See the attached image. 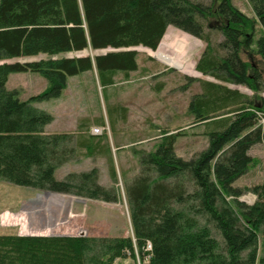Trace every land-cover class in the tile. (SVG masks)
<instances>
[{"label":"trees","instance_id":"trees-1","mask_svg":"<svg viewBox=\"0 0 264 264\" xmlns=\"http://www.w3.org/2000/svg\"><path fill=\"white\" fill-rule=\"evenodd\" d=\"M249 1L254 18L236 8L233 0H220L217 7L216 0L210 5L194 0H0V63L49 56L0 65V181L116 203L115 190L98 183L97 169L57 180L56 171L75 157V136L47 134L45 128L54 117L34 103L60 98L70 77L89 71H97L102 87L114 85L117 73L138 70V52L131 49L155 52L170 27L206 43L198 72L258 93L264 87L263 75L241 53L256 45L264 61V0ZM213 16L226 21L213 29L224 37L217 47L204 24ZM259 28L262 35L256 40ZM169 43H175L176 50ZM188 45L185 37L167 36L154 57L181 61L178 67L186 68L188 59L178 54ZM107 49L115 51L58 58ZM28 72L43 76L49 87L22 101L7 83L10 74ZM205 87V93L192 101L191 111L197 124L212 123L208 148L184 160L175 152V137H170L155 152L141 156L142 175L127 188L135 241L0 235V264H115L136 255L142 261L147 256L149 264H264V180L247 189L257 197L252 206L239 202L245 192L233 188L253 163L249 151L264 143V126L258 125L264 100L258 105L238 90L211 82ZM225 110L230 118L215 120L214 115ZM185 179L192 183L191 192ZM189 200L192 218L189 211L175 207ZM199 216L207 224L201 225Z\"/></svg>","mask_w":264,"mask_h":264},{"label":"rangeland","instance_id":"rangeland-1","mask_svg":"<svg viewBox=\"0 0 264 264\" xmlns=\"http://www.w3.org/2000/svg\"><path fill=\"white\" fill-rule=\"evenodd\" d=\"M194 1L206 5L212 3V0ZM219 3L220 0H216L215 6ZM233 4L248 17H255L249 0H233ZM225 23L219 16L204 21L214 47L224 37L213 29ZM261 35L259 28L256 40ZM167 36L175 40L179 37L188 39V50L178 54L182 55L183 61L188 59L186 68L185 65L184 68L178 67L181 61H161L154 57ZM165 37L155 52L144 47L133 48L138 52V70L128 75L117 73L114 85L102 87L97 71H89L70 77L68 88L60 98L34 103L35 107L54 117V121L45 128L47 134L75 136V157L56 171L57 180L62 181L72 173L97 169L98 183L115 190L118 201L107 203L0 181V235L132 238L135 241L127 188L142 175L141 156L155 152L170 137H175V152L184 160H191L208 148V132L213 127L212 123L197 124V117L191 111L194 98L205 93V83L211 82L238 90L258 105L263 103L264 87L257 93L246 86L225 83L197 71L198 61L207 46L204 41L175 27H170ZM174 44L167 45L176 50ZM111 51L115 50H86L60 55L58 58L94 56ZM256 52L257 47L253 45L250 51L244 49L241 57L257 67L264 79V61ZM48 58L49 56L40 54L8 62L23 63ZM48 87L49 83L43 76L31 72L12 73L7 83V89L15 90L22 101H29ZM226 112L228 111L216 113L215 120L230 118L231 115ZM258 115V125L264 126V114L258 112ZM249 155L253 163L233 184V188L245 192L238 198L239 202L252 206L257 197L247 189H252L264 180V143L253 146ZM184 184L191 192L192 183L185 179ZM227 200L232 202L233 197H228ZM188 202L184 206L175 207L189 211V217H194L189 209L192 201ZM197 220L201 225L207 224L205 217L199 216ZM209 226L214 236L222 241L214 225ZM115 264L149 262L147 256L142 261L136 255L117 259Z\"/></svg>","mask_w":264,"mask_h":264},{"label":"water","instance_id":"water-1","mask_svg":"<svg viewBox=\"0 0 264 264\" xmlns=\"http://www.w3.org/2000/svg\"><path fill=\"white\" fill-rule=\"evenodd\" d=\"M131 50H135V49H131ZM77 57H84V56H77ZM4 63H8V62H1L0 65H2Z\"/></svg>","mask_w":264,"mask_h":264},{"label":"crops","instance_id":"crops-1","mask_svg":"<svg viewBox=\"0 0 264 264\" xmlns=\"http://www.w3.org/2000/svg\"><path fill=\"white\" fill-rule=\"evenodd\" d=\"M70 54V53H69ZM69 80V79H68ZM67 88H68V85H67Z\"/></svg>","mask_w":264,"mask_h":264}]
</instances>
